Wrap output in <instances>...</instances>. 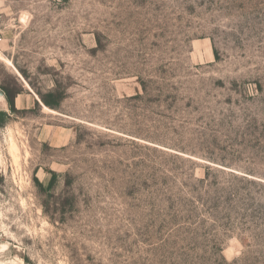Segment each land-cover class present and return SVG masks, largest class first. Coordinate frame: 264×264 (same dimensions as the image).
<instances>
[{"label": "rangeland", "instance_id": "1", "mask_svg": "<svg viewBox=\"0 0 264 264\" xmlns=\"http://www.w3.org/2000/svg\"><path fill=\"white\" fill-rule=\"evenodd\" d=\"M0 11V264H264V0Z\"/></svg>", "mask_w": 264, "mask_h": 264}, {"label": "trees", "instance_id": "2", "mask_svg": "<svg viewBox=\"0 0 264 264\" xmlns=\"http://www.w3.org/2000/svg\"><path fill=\"white\" fill-rule=\"evenodd\" d=\"M58 101L59 99H57V103L55 102H51L49 99H43V103L46 105V106H49V107H54L55 105H58Z\"/></svg>", "mask_w": 264, "mask_h": 264}, {"label": "built area", "instance_id": "3", "mask_svg": "<svg viewBox=\"0 0 264 264\" xmlns=\"http://www.w3.org/2000/svg\"><path fill=\"white\" fill-rule=\"evenodd\" d=\"M0 20H1V11H0ZM3 40V34H2V29H1V24H0V45L2 43Z\"/></svg>", "mask_w": 264, "mask_h": 264}, {"label": "water", "instance_id": "4", "mask_svg": "<svg viewBox=\"0 0 264 264\" xmlns=\"http://www.w3.org/2000/svg\"><path fill=\"white\" fill-rule=\"evenodd\" d=\"M3 98H5V95H4V93L0 90V99H3Z\"/></svg>", "mask_w": 264, "mask_h": 264}, {"label": "bare ground", "instance_id": "5", "mask_svg": "<svg viewBox=\"0 0 264 264\" xmlns=\"http://www.w3.org/2000/svg\"><path fill=\"white\" fill-rule=\"evenodd\" d=\"M13 149V148H12ZM15 147H14V149H13V152L15 151ZM17 150V149H16ZM15 154H17V153H15ZM15 156V155H14ZM13 156V158L15 159V157ZM18 156H16V158H17Z\"/></svg>", "mask_w": 264, "mask_h": 264}]
</instances>
